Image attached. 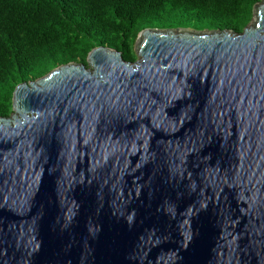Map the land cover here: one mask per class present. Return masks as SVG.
Returning a JSON list of instances; mask_svg holds the SVG:
<instances>
[{
  "label": "water",
  "instance_id": "1",
  "mask_svg": "<svg viewBox=\"0 0 264 264\" xmlns=\"http://www.w3.org/2000/svg\"><path fill=\"white\" fill-rule=\"evenodd\" d=\"M135 48L16 86L0 264H264V0L242 33L146 28Z\"/></svg>",
  "mask_w": 264,
  "mask_h": 264
},
{
  "label": "trees",
  "instance_id": "2",
  "mask_svg": "<svg viewBox=\"0 0 264 264\" xmlns=\"http://www.w3.org/2000/svg\"><path fill=\"white\" fill-rule=\"evenodd\" d=\"M262 0H0V116L13 113V94L70 62L88 64L98 46L136 61L146 28L242 33Z\"/></svg>",
  "mask_w": 264,
  "mask_h": 264
},
{
  "label": "rangeland",
  "instance_id": "3",
  "mask_svg": "<svg viewBox=\"0 0 264 264\" xmlns=\"http://www.w3.org/2000/svg\"><path fill=\"white\" fill-rule=\"evenodd\" d=\"M259 4V3H258ZM255 21H253V23H254ZM177 31H179V30H177Z\"/></svg>",
  "mask_w": 264,
  "mask_h": 264
}]
</instances>
